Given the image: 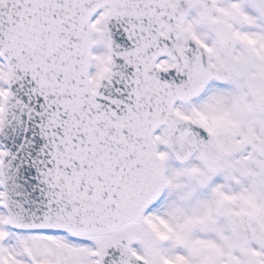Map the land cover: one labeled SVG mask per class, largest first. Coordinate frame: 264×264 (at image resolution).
Returning a JSON list of instances; mask_svg holds the SVG:
<instances>
[{"label": "snow or ice", "instance_id": "1", "mask_svg": "<svg viewBox=\"0 0 264 264\" xmlns=\"http://www.w3.org/2000/svg\"><path fill=\"white\" fill-rule=\"evenodd\" d=\"M0 264H264V0H0Z\"/></svg>", "mask_w": 264, "mask_h": 264}]
</instances>
